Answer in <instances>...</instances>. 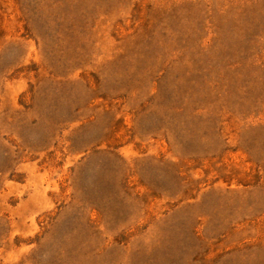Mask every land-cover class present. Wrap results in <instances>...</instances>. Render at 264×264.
<instances>
[{
  "label": "rangeland",
  "instance_id": "rangeland-1",
  "mask_svg": "<svg viewBox=\"0 0 264 264\" xmlns=\"http://www.w3.org/2000/svg\"><path fill=\"white\" fill-rule=\"evenodd\" d=\"M0 264H264V0H0Z\"/></svg>",
  "mask_w": 264,
  "mask_h": 264
}]
</instances>
